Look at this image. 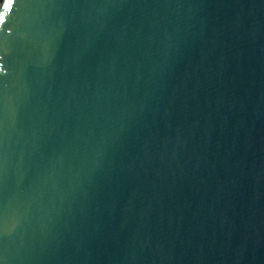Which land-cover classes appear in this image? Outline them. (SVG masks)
Masks as SVG:
<instances>
[{
  "label": "water",
  "instance_id": "obj_1",
  "mask_svg": "<svg viewBox=\"0 0 264 264\" xmlns=\"http://www.w3.org/2000/svg\"><path fill=\"white\" fill-rule=\"evenodd\" d=\"M0 1V264H264V0Z\"/></svg>",
  "mask_w": 264,
  "mask_h": 264
},
{
  "label": "snow or ice",
  "instance_id": "obj_2",
  "mask_svg": "<svg viewBox=\"0 0 264 264\" xmlns=\"http://www.w3.org/2000/svg\"><path fill=\"white\" fill-rule=\"evenodd\" d=\"M12 2H13V0H8L6 7H10ZM3 19H4V17L2 15H0V20H3Z\"/></svg>",
  "mask_w": 264,
  "mask_h": 264
},
{
  "label": "trees",
  "instance_id": "obj_3",
  "mask_svg": "<svg viewBox=\"0 0 264 264\" xmlns=\"http://www.w3.org/2000/svg\"><path fill=\"white\" fill-rule=\"evenodd\" d=\"M1 1V0H0Z\"/></svg>",
  "mask_w": 264,
  "mask_h": 264
}]
</instances>
